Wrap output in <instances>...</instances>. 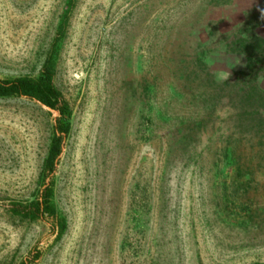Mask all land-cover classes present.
<instances>
[{
  "label": "rangeland",
  "instance_id": "rangeland-1",
  "mask_svg": "<svg viewBox=\"0 0 264 264\" xmlns=\"http://www.w3.org/2000/svg\"><path fill=\"white\" fill-rule=\"evenodd\" d=\"M54 45L67 227L10 212L58 114L0 97V264H264V0H0V79Z\"/></svg>",
  "mask_w": 264,
  "mask_h": 264
},
{
  "label": "trees",
  "instance_id": "trees-1",
  "mask_svg": "<svg viewBox=\"0 0 264 264\" xmlns=\"http://www.w3.org/2000/svg\"><path fill=\"white\" fill-rule=\"evenodd\" d=\"M76 1L69 0L70 6L73 7ZM55 46L47 56L39 76L0 79V97L34 99L58 114L55 118L54 133L48 155L44 162L39 197L31 202L14 201L9 204V210L13 215L31 220L44 217L58 218L57 208L53 202L55 185L53 176L71 127V108L55 84ZM58 220L60 233H63L67 227L66 221L59 218ZM40 257L41 251L35 248L20 264H35Z\"/></svg>",
  "mask_w": 264,
  "mask_h": 264
},
{
  "label": "clouds",
  "instance_id": "clouds-1",
  "mask_svg": "<svg viewBox=\"0 0 264 264\" xmlns=\"http://www.w3.org/2000/svg\"><path fill=\"white\" fill-rule=\"evenodd\" d=\"M221 76L226 79L228 75L224 74V73H221Z\"/></svg>",
  "mask_w": 264,
  "mask_h": 264
}]
</instances>
